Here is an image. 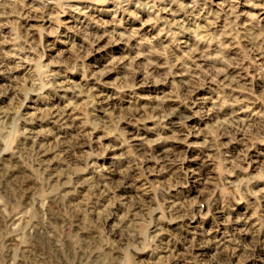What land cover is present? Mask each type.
<instances>
[{
    "label": "rangeland",
    "instance_id": "rangeland-1",
    "mask_svg": "<svg viewBox=\"0 0 264 264\" xmlns=\"http://www.w3.org/2000/svg\"><path fill=\"white\" fill-rule=\"evenodd\" d=\"M0 264H264V0H0Z\"/></svg>",
    "mask_w": 264,
    "mask_h": 264
}]
</instances>
